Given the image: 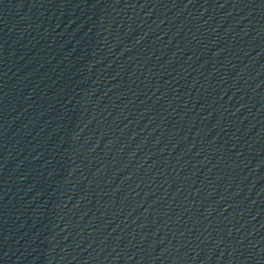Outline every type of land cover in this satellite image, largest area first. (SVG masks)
<instances>
[{
  "label": "water",
  "instance_id": "1",
  "mask_svg": "<svg viewBox=\"0 0 264 264\" xmlns=\"http://www.w3.org/2000/svg\"><path fill=\"white\" fill-rule=\"evenodd\" d=\"M0 264H264V0H0Z\"/></svg>",
  "mask_w": 264,
  "mask_h": 264
}]
</instances>
